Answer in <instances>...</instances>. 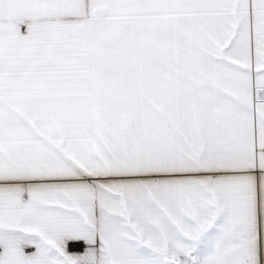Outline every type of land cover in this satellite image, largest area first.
Segmentation results:
<instances>
[{"label": "snow or ice", "instance_id": "obj_1", "mask_svg": "<svg viewBox=\"0 0 264 264\" xmlns=\"http://www.w3.org/2000/svg\"><path fill=\"white\" fill-rule=\"evenodd\" d=\"M0 264H264V0H0Z\"/></svg>", "mask_w": 264, "mask_h": 264}]
</instances>
